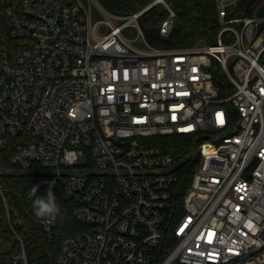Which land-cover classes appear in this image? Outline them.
<instances>
[{
    "label": "built area",
    "instance_id": "obj_1",
    "mask_svg": "<svg viewBox=\"0 0 264 264\" xmlns=\"http://www.w3.org/2000/svg\"><path fill=\"white\" fill-rule=\"evenodd\" d=\"M213 0L211 42L159 47L97 0H14L0 46V197L14 264H46L3 177L62 194L81 228L53 264H264V13ZM183 138L171 153L162 138ZM33 187H37L35 195ZM59 206V205H58ZM33 216L49 242L55 220Z\"/></svg>",
    "mask_w": 264,
    "mask_h": 264
},
{
    "label": "trees",
    "instance_id": "obj_2",
    "mask_svg": "<svg viewBox=\"0 0 264 264\" xmlns=\"http://www.w3.org/2000/svg\"><path fill=\"white\" fill-rule=\"evenodd\" d=\"M101 6L114 15L124 16L141 10L153 0H97ZM263 0H242L241 9L245 15L264 13V5L259 6ZM14 0H0V46H7L10 40L7 34L5 11ZM175 11L176 18L173 29L168 36L162 37L157 25L167 16L165 8L154 5L144 12L140 24L148 41L159 47L188 46L200 41L211 42L219 29L216 8L213 0H166ZM166 147L160 146L166 152H184L189 147H183V138L179 136L161 139ZM14 150L12 147L0 148V169L12 168L10 157ZM7 188V202L13 206L25 222V228L35 237L38 250L43 253L46 264H53L60 243L63 238L81 228L73 217V202L63 194L58 198L60 208L59 221L53 242H49L33 216V201L28 200V191L35 182L32 174H14L3 177ZM39 197H43L42 195ZM17 243L10 230L6 218L4 203L0 197V264H14L12 255L16 251Z\"/></svg>",
    "mask_w": 264,
    "mask_h": 264
},
{
    "label": "clouds",
    "instance_id": "obj_3",
    "mask_svg": "<svg viewBox=\"0 0 264 264\" xmlns=\"http://www.w3.org/2000/svg\"><path fill=\"white\" fill-rule=\"evenodd\" d=\"M55 181H52V184H49L47 195L43 197H38L33 201V208L35 215L41 219L55 220L56 217L60 214V208L56 202V197L52 191V186ZM37 192V187H33L32 194L35 195Z\"/></svg>",
    "mask_w": 264,
    "mask_h": 264
},
{
    "label": "rangeland",
    "instance_id": "obj_4",
    "mask_svg": "<svg viewBox=\"0 0 264 264\" xmlns=\"http://www.w3.org/2000/svg\"><path fill=\"white\" fill-rule=\"evenodd\" d=\"M262 5H264V0L261 2V4H260L259 6H262ZM158 6L161 7V8H162V7L165 8V7H164L163 5H161V4L158 5ZM145 7H146V6H145ZM145 7H143V8H145ZM143 8H142V9H143ZM173 264H177V263L175 262V263H173Z\"/></svg>",
    "mask_w": 264,
    "mask_h": 264
}]
</instances>
